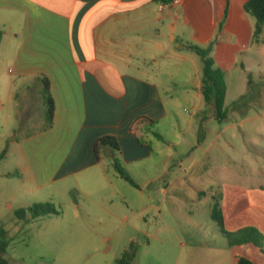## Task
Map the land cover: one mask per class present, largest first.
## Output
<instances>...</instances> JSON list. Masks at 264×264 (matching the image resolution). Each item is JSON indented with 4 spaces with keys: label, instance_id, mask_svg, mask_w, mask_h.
<instances>
[{
    "label": "crops",
    "instance_id": "1",
    "mask_svg": "<svg viewBox=\"0 0 264 264\" xmlns=\"http://www.w3.org/2000/svg\"><path fill=\"white\" fill-rule=\"evenodd\" d=\"M174 1L0 0V58L12 65L9 95L26 130L22 139L10 136L16 173L37 188L82 175L108 180L118 191V160L143 190L155 175L168 177L158 189L167 200L164 211L177 210L196 223L189 203L205 198L215 201L212 208L219 205L227 231L254 228L264 235V86L260 96L233 107L251 89L250 78L252 94L264 78V30L255 42L247 0ZM190 45L211 46L225 72L226 120L219 121L215 107L204 101L203 62ZM43 78L55 101L52 124ZM181 97L190 107L186 118L177 115ZM4 107L1 100L0 112ZM141 118L151 123H139ZM167 122L165 132L154 131ZM147 131L167 144L159 174L141 162L155 154ZM105 136L119 148L102 146L97 153L96 143ZM207 176L205 188L199 180ZM183 179L192 188L188 199L169 196ZM229 207L236 209L232 228ZM207 241L196 245L214 250ZM234 246L239 257L264 264L259 247Z\"/></svg>",
    "mask_w": 264,
    "mask_h": 264
},
{
    "label": "rangeland",
    "instance_id": "2",
    "mask_svg": "<svg viewBox=\"0 0 264 264\" xmlns=\"http://www.w3.org/2000/svg\"><path fill=\"white\" fill-rule=\"evenodd\" d=\"M174 66H170L171 73ZM10 68L12 65L0 58V101L5 104L0 112V155L7 150L0 161V227L9 234L5 253L9 264H115L125 251L133 253L131 264H233L234 256H240L239 247H230L218 228V221L213 218L211 206L215 201L207 203L208 199L196 198L194 203H189L198 214L196 223L190 215L180 217L177 210L165 208L164 211L167 200L158 189L167 176L155 175L154 183L144 190L138 185L139 178L126 169L138 186L119 176L118 191L108 180H97V177L93 180L82 175L43 188H37L27 179L23 182L16 173L19 168L17 154L14 150L10 152V136L19 140L26 133L21 128L22 121L15 116L16 109L9 95V87L14 85ZM185 101L181 97L177 110L182 118L188 117L190 111ZM167 125L168 122L161 124L154 131L165 132ZM147 132L155 154L141 162L153 174H159L168 151L167 144ZM173 173L180 171L173 169ZM209 180L207 176L199 182L206 188ZM171 190L169 196L188 199L186 195L191 194L192 188L183 179L175 182ZM206 194L210 195L208 191ZM37 203H51L58 213L17 218V210ZM235 216L233 207L227 213L228 227L236 226ZM207 239L214 250L196 245Z\"/></svg>",
    "mask_w": 264,
    "mask_h": 264
},
{
    "label": "trees",
    "instance_id": "3",
    "mask_svg": "<svg viewBox=\"0 0 264 264\" xmlns=\"http://www.w3.org/2000/svg\"><path fill=\"white\" fill-rule=\"evenodd\" d=\"M245 9L249 15L255 19V29L253 38L255 42H260L261 35L264 30V0H247ZM1 40V33H0ZM264 41V40H263ZM196 54H198L203 62L202 73V95L205 103L212 104L216 110V116L219 121L226 120L228 118V109L226 108V92L227 86L225 81V72L216 66L213 57L211 56L212 47L201 48L197 46H188ZM43 98L46 105V118L49 124H52L55 115V101L50 90V81L47 78H43ZM258 90L252 94V85L254 81L249 80V92L241 97L237 102L233 104V107L239 108L243 103L248 102L255 98V95H261L262 88L264 86V78L260 81ZM139 123H151V120L141 118ZM153 123V122H152ZM102 146H108L114 149H118V143L111 136H105L99 139L96 143V151L99 152ZM7 150H3L0 155V161L6 156ZM115 169L118 174L127 182L133 186H138L134 179L127 173L121 163L115 161ZM50 213H58L55 206L51 203H37L28 209H19L16 211L18 219H25L28 214L32 218H37ZM213 218L218 221L219 229L223 236L228 240L230 246L237 244H254L264 251V235L254 228H246L239 232L227 231L224 227V219L222 210L218 204H215L213 208ZM8 231L3 227H0V264H9L5 258V253L9 246ZM133 260L132 251H125L123 256L115 264H131ZM235 264H256L252 260L246 257H238Z\"/></svg>",
    "mask_w": 264,
    "mask_h": 264
},
{
    "label": "built area",
    "instance_id": "4",
    "mask_svg": "<svg viewBox=\"0 0 264 264\" xmlns=\"http://www.w3.org/2000/svg\"><path fill=\"white\" fill-rule=\"evenodd\" d=\"M174 3H175V4H178V3H179V0H175Z\"/></svg>",
    "mask_w": 264,
    "mask_h": 264
}]
</instances>
